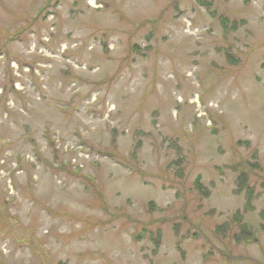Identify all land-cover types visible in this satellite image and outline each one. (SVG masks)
<instances>
[{"label":"rangeland","instance_id":"obj_1","mask_svg":"<svg viewBox=\"0 0 264 264\" xmlns=\"http://www.w3.org/2000/svg\"><path fill=\"white\" fill-rule=\"evenodd\" d=\"M262 211L264 0H0V264H264Z\"/></svg>","mask_w":264,"mask_h":264},{"label":"trees","instance_id":"obj_2","mask_svg":"<svg viewBox=\"0 0 264 264\" xmlns=\"http://www.w3.org/2000/svg\"><path fill=\"white\" fill-rule=\"evenodd\" d=\"M199 180H200L199 178H196L194 185H195V188L199 192H202L203 186L200 185ZM235 182H236L235 193L236 194L243 193L245 195V198H246L245 207L243 211H236L231 216L230 221L224 222L221 225H219V227H217L215 230L216 232L214 231V233L217 234L218 232H221V234L220 233L218 234L221 236H226L227 231L230 229V227L237 225V228H238L237 234L236 233L232 234L234 241L237 243L240 241H244L247 243V242L254 240V235L252 231L249 229V227L247 226V224L243 221V213L244 212L247 213L253 210L252 189L248 187L246 178L242 174L239 175L238 178L235 179ZM204 195L206 194L204 193ZM259 217L263 221L262 230L264 231V211L260 212Z\"/></svg>","mask_w":264,"mask_h":264}]
</instances>
